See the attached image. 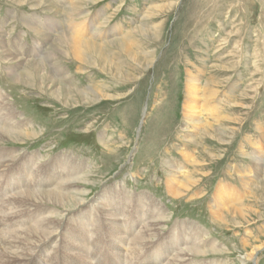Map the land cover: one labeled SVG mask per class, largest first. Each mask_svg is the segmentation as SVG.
Instances as JSON below:
<instances>
[{
	"label": "rangeland",
	"instance_id": "obj_1",
	"mask_svg": "<svg viewBox=\"0 0 264 264\" xmlns=\"http://www.w3.org/2000/svg\"><path fill=\"white\" fill-rule=\"evenodd\" d=\"M51 2L50 8L37 7V0L17 8L11 1L0 0V109L9 114L14 110L26 124L19 142H0V149L14 150L19 156L9 166L14 172L19 165L29 167L39 154L42 162L67 157L80 166L82 179L72 187L75 194L84 196L81 205L74 194L76 200L69 205L45 204L54 212V224L60 226L56 231L61 233L60 243L70 253L82 255L83 238L74 235L84 231L85 223L94 224L88 230H105L113 223L117 229L120 222L119 217H111L115 212L106 201L98 204L97 200H114L128 216L125 224L132 226L139 220L137 200L146 196L159 206V217H164V221L156 217L158 234L149 243V250L159 251L162 258L173 261V255L190 253L179 242L169 248L173 239L188 231L201 237V246L215 247L204 256H190V263L264 264V0ZM72 10L78 13L74 20L87 26L85 34L94 33L98 42L130 34L133 39L128 44L136 50L138 61L126 65L127 60L116 55L112 59L122 68L108 75L98 67L78 71L80 65L68 58L63 66L77 75L79 87L99 83L103 96L93 97V104L83 101L66 107L11 81L10 71L21 67L7 53L36 61L39 46L35 51L34 45L39 41L45 43L43 53L51 50V44L16 17L20 12L24 17L36 12L39 24L44 29L53 26L57 36L69 26ZM16 38L24 43L27 54H21ZM188 69L194 74L201 71L202 92L209 85L219 92L211 99L199 94V121L190 127L183 114ZM207 123L214 125L211 134H205ZM24 131L38 136L24 139ZM192 181L197 184L190 188ZM221 186L222 194L229 196L223 209L215 197ZM53 187L48 183L42 189ZM125 197L130 205L126 201L123 210ZM41 204L36 212L45 211ZM105 206L111 216H106ZM14 219L19 222L17 228L28 225L27 215ZM119 232L108 245L114 258L115 250L123 249L117 243L124 238ZM251 253L252 259L247 258Z\"/></svg>",
	"mask_w": 264,
	"mask_h": 264
},
{
	"label": "bare ground",
	"instance_id": "obj_2",
	"mask_svg": "<svg viewBox=\"0 0 264 264\" xmlns=\"http://www.w3.org/2000/svg\"><path fill=\"white\" fill-rule=\"evenodd\" d=\"M8 1L18 6L17 8H24L26 7L25 4L31 0ZM40 5L50 8L52 7V2L51 0H37L36 6L41 7ZM12 10L13 9H9L8 12ZM14 11H16V9H14ZM8 12H6L7 15L9 14ZM22 13L24 12H20L21 15H23ZM20 14L16 15V17L24 21V24L29 26L34 33L42 36L47 45L51 44V50H49L48 53L44 52V54L43 50L45 49V43L43 44L42 42L44 41H39L36 46L34 45L35 51L39 46V53L36 56V61H34V59L27 60L12 53L9 54L7 53L8 49H5V51L3 50L8 56H12L11 60L18 63L21 67L18 72L12 69L9 79L21 87L24 86L31 90H38L52 99H56L66 107L80 106L83 101L88 104H93L91 101L93 97L97 98L98 96H103L99 93V88L102 87L99 83L90 82V84L83 89L79 87L77 81H75L77 75H72L69 69L63 66L68 58L70 62H75L74 64L77 63L80 65L78 71H82L87 67L94 69L98 67L103 72L106 71V74L109 73L108 75H110L111 72L112 74L115 71L119 72L122 68L112 59V57L115 58L116 55L126 59L127 62H123L126 65H128V61L134 63L138 61L136 50L128 44V40L132 41L133 39L130 34H128L126 38H112L109 41L98 42L96 41L98 39H95L94 33L90 32L89 34H85L87 26L83 21L76 22V20H74L78 16L77 10L71 11L69 14V26H66L57 36L55 35L57 31L51 30L53 26L44 29L42 25L39 24V21L36 19V17H38L36 12L28 17L20 16ZM16 17H14V15L11 16L12 19ZM93 26L94 25H92V27ZM19 39L20 38H16L15 43L19 47V50H22L21 54L25 55L28 52L25 50L26 47L24 43L22 45L20 43L21 39ZM0 42H2L1 36ZM2 48H4V46H2ZM113 48L119 49V52ZM187 71L188 80L185 85L187 99L184 102L183 114L186 124L190 127V124L194 123L196 125V122L199 121L198 111H200V108L198 105L196 106L199 94L203 93L205 95L206 93L207 98L211 99L213 96L215 98L219 92L211 88V85L208 86V91L205 90V92H202L201 71L199 70L197 74H194L190 69ZM95 73L97 74V72ZM210 81L214 82V80ZM210 81L209 83L212 84ZM47 82L49 84H47ZM65 83H68V85L65 86ZM74 85H76L77 88ZM236 113L238 112L234 114ZM18 116L19 115H17L14 110L9 114L4 113V111L0 109V142L7 143L9 141L10 143H14L20 141V134H23V130H25L23 128H25L26 124L24 121L18 120ZM236 120L237 119H235V121ZM207 126L205 134H211L214 125L207 123ZM24 133H26V131H24ZM222 133H225V131H222L221 134ZM34 135L38 136L36 132L26 133L24 134V139H31ZM18 157L19 156L16 155L14 150L6 153L0 149V264H143V259L146 261L145 264H200L195 263V261L194 263H190L189 261L191 260H189V257L194 254L204 256L209 250L213 251L215 249L214 246L208 249L207 247L201 246V237L195 234L191 235V233L187 231V233L185 232L181 237H178V240L176 238L175 240L173 239L172 243H169V248L178 246L177 243L179 242L180 245L184 244L186 247L185 251H189L190 253L186 256L173 255V261H170L169 257L168 259H164L159 251L149 250L151 248L149 243L151 239L156 236L157 228L160 224H158V219L156 220V217H159L158 212L160 208L156 206L155 202L149 200L146 196L140 199L138 198L139 214L137 216L139 220L134 222V225L128 226L125 224L128 216L122 214V209L116 206L115 201L107 197H101L97 200L99 202L98 204L106 201L109 208L115 212V214L111 216V213L105 206L103 210L106 216L120 218L117 229H114L115 224L113 223L110 229L88 230L92 229L94 224L91 222L85 223L84 231H77L74 235L75 237L83 238V243L81 244L82 255L70 253L69 249L60 243L59 235L61 233L56 232L60 226L54 224L53 218L51 217L54 212L49 210L50 207H45V204H47L46 206L53 204L61 207L69 205L72 199L76 200L72 197L73 194L76 198L79 196L78 204H80L83 195L80 193L75 194L76 189L73 190L72 187L76 181L82 179V177L79 176L81 175L79 171L80 166L76 167L75 163L73 165V161H69L67 157L49 160L50 162H42L43 157L39 154L37 157H34L33 160L35 161L30 160L31 165L29 167L26 168L19 165L14 172L15 168L11 169L9 166L11 165L10 163L16 162L17 159H19ZM27 157H30V155ZM36 164L38 165L36 166ZM14 165L16 164H13V166ZM47 165L51 166L48 167ZM178 167H180V171H182V166L177 165V168ZM42 171H44L45 174L41 173ZM11 173L12 176L9 180H6L5 176ZM40 174H43V176H39ZM56 179L62 180L57 181ZM48 183L52 184L54 187L47 190L44 188L42 189V187ZM192 184L195 185L197 183L193 181L192 183L189 182L190 188L194 186ZM223 190L224 186H221L215 194V197L220 203L219 207L222 209L227 207L229 201V196L226 197L224 193L222 194ZM14 193H18L19 196L16 198ZM123 201H125L122 206L124 210L126 208V201L128 203L127 205H130V200L128 201V198L125 197ZM41 203L44 204L43 207L45 211L36 212L41 208ZM20 215H27L29 219L27 220L28 225L26 224L17 228L19 222L14 218L20 217ZM159 218L163 220L164 217L162 218L160 215ZM119 231H123L124 238L123 241L118 239L117 243H119L124 250L120 248L115 250L114 258L108 251V245L112 240L117 239L116 235L120 233ZM112 245L115 246L116 244L113 243ZM87 247L91 248V250H88ZM48 251L49 254L44 260H41L40 257L42 254ZM148 251L150 252L148 257H146L145 255ZM253 253L248 255L247 258L252 259ZM164 260H166V262Z\"/></svg>",
	"mask_w": 264,
	"mask_h": 264
}]
</instances>
